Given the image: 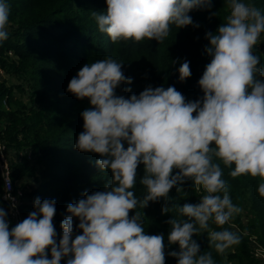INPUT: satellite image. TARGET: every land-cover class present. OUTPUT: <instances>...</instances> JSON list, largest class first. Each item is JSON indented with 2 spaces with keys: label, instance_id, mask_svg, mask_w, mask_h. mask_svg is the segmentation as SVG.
Wrapping results in <instances>:
<instances>
[{
  "label": "trees",
  "instance_id": "trees-1",
  "mask_svg": "<svg viewBox=\"0 0 264 264\" xmlns=\"http://www.w3.org/2000/svg\"><path fill=\"white\" fill-rule=\"evenodd\" d=\"M229 5L0 0V144L23 224L0 167V264H264L249 246L264 243V58L226 66ZM37 160L39 185L17 188ZM197 173L232 203L226 226L203 219Z\"/></svg>",
  "mask_w": 264,
  "mask_h": 264
},
{
  "label": "rangeland",
  "instance_id": "rangeland-1",
  "mask_svg": "<svg viewBox=\"0 0 264 264\" xmlns=\"http://www.w3.org/2000/svg\"><path fill=\"white\" fill-rule=\"evenodd\" d=\"M264 19L258 17L256 10L254 6L246 0H230V5H229V21L228 25L224 27L223 30V36L225 40L228 42V47H229V52H230V58L227 57L226 59V66H231L233 65L232 62L235 60L237 57L241 58L242 61L245 63H253L252 60H250L249 55L255 54L257 58L262 57L264 58V27L262 25H257L255 22H263ZM231 50V51H230ZM7 75L5 72L2 70L0 71V81H5V78ZM7 80V79H6ZM15 83L14 81L12 82H6V84H12ZM18 96L22 94V91H17L16 92ZM22 98L24 99V96L22 95ZM26 100V98H25ZM26 104H29L28 101H25ZM112 105V102H110L107 105V108H110ZM105 112V109H104ZM192 161H190L191 163ZM37 167V173L36 175H27L26 177H23L15 182V185L17 188L21 190H25L27 188L33 187V186H38L39 185V180H40V170L43 168V163H40L38 160L34 163ZM13 179V178H12ZM195 182H196V190H197V196L200 197V201L206 205L208 208L207 211L204 212L202 215L203 219L209 220L211 218V211L212 212H217L215 213V223L214 225L221 224L223 226L227 225L226 221H221V219H217L219 216L221 218V214L223 215H229L230 212H228V209L231 210L232 203L229 201H221L216 198V194L214 195L212 193V189L210 187H204L203 184H206L204 179L200 176V173H197L195 177ZM224 207V209H220V207ZM10 207V206H9ZM10 215L12 219L16 222L18 232L20 233L23 229V224H22V218H21V212H18V218H16L13 215V212L10 210ZM227 218H229L227 221H233V214L231 213ZM244 223L248 224V217H244ZM235 226V225H234ZM246 227L245 232H250L247 225H243ZM236 227V226H235ZM238 228H234V230L239 229L240 226H237ZM240 230V229H239ZM252 232V231H251ZM246 234V233H245ZM256 236V235H255ZM257 237V236H256ZM249 239V246L252 250V254L254 256V259H258L264 263L263 259L255 257L254 254V244L252 241ZM257 240L261 246L264 247V243L261 240V238L257 237ZM17 244L19 247V250L22 255L25 256V258H28V252L25 246H21L20 240H17ZM261 257V256H260ZM227 261L228 263H231L230 259V253L227 255ZM28 264V262H27Z\"/></svg>",
  "mask_w": 264,
  "mask_h": 264
},
{
  "label": "built area",
  "instance_id": "built-area-1",
  "mask_svg": "<svg viewBox=\"0 0 264 264\" xmlns=\"http://www.w3.org/2000/svg\"><path fill=\"white\" fill-rule=\"evenodd\" d=\"M0 161H1L0 167H1L2 175H3L4 190H5L3 194V199L9 204L10 210L13 212V215L16 218H18L19 204H20L19 195L21 193H17L15 191L10 167L8 165L9 163H8L7 158L4 155V146L2 144H0ZM250 239L252 243L254 244L253 250H254L255 257L264 260V247L259 244L257 237L255 235L250 236Z\"/></svg>",
  "mask_w": 264,
  "mask_h": 264
}]
</instances>
